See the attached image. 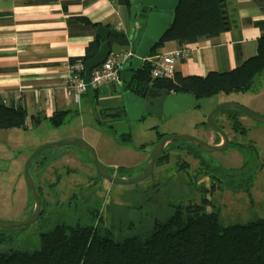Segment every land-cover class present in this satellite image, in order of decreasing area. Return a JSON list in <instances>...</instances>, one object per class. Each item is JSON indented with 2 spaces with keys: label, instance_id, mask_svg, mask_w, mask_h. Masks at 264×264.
Listing matches in <instances>:
<instances>
[{
  "label": "rangeland",
  "instance_id": "374dc122",
  "mask_svg": "<svg viewBox=\"0 0 264 264\" xmlns=\"http://www.w3.org/2000/svg\"><path fill=\"white\" fill-rule=\"evenodd\" d=\"M123 12L129 20L126 9ZM118 99L119 92H112L99 95L98 102H87L89 109L96 111V118L102 121L99 124L89 112L84 117L68 115L58 126L45 121L25 128L0 129V220L23 221L32 214L34 202L23 174L31 154L27 152L28 144H33L34 150L46 143L77 136L93 147L98 160L111 175L132 178L145 168L158 133L166 136L185 134L201 140L209 113L227 101L264 114V108L254 107L255 104L264 106V72L245 92L218 93L201 98L196 101L195 108L169 117L149 113H144L140 120L114 117L110 113L116 111ZM241 117L244 116L239 115ZM241 120L246 135L243 133L238 138L249 141L264 160V123H256L248 117ZM125 136H129L126 141ZM176 145L183 146L186 151L193 146L187 141L172 143V146ZM201 154L211 160L209 170H220L238 165L241 155L247 156L248 149L230 147L211 155ZM177 163L190 164L188 168L193 171L197 165L190 156L173 150L167 165L154 166L147 178L123 185L101 178L90 153L85 150L71 145L46 148L35 156L29 168L42 200L41 215L17 230L0 227V251L38 249L40 234L62 222L93 225L101 220L102 225L112 230L113 237L122 238L141 232L154 219H163L174 205L200 203L204 199L210 202L211 210L219 211L225 225L245 223L255 216L264 217V205L253 210L228 195L221 200L218 191L207 193L202 180L197 181L193 173L190 176L179 173ZM257 194L261 196L262 193Z\"/></svg>",
  "mask_w": 264,
  "mask_h": 264
},
{
  "label": "trees",
  "instance_id": "16d2710c",
  "mask_svg": "<svg viewBox=\"0 0 264 264\" xmlns=\"http://www.w3.org/2000/svg\"><path fill=\"white\" fill-rule=\"evenodd\" d=\"M114 1L129 15L130 0ZM256 24L263 31L257 53L241 65L229 71H211L205 76H182L175 72L173 78H154L150 64L144 62L133 74L134 86L185 92L195 101L218 93L249 90L264 72V21ZM231 26L226 0H179L173 21L148 55L157 54L166 42L174 41L181 47L213 38ZM108 39L110 44L116 37L109 34ZM99 46L100 40L95 38L80 59L84 62L90 59ZM233 110L240 126L239 115L244 114ZM68 113L69 110L55 111L49 118L50 124H63ZM110 115L126 117L123 106ZM25 119L26 110L20 104L0 100V129L25 128ZM162 135L158 133L157 138ZM128 138L123 137L124 141ZM182 165L179 170H183ZM209 205L206 199L174 205L163 219H154L141 232L122 238L113 237L112 230L102 225L101 220L93 225L62 222L40 234L38 249L0 251V264H264V217L225 225L219 211L211 210Z\"/></svg>",
  "mask_w": 264,
  "mask_h": 264
},
{
  "label": "crops",
  "instance_id": "0c3cea01",
  "mask_svg": "<svg viewBox=\"0 0 264 264\" xmlns=\"http://www.w3.org/2000/svg\"><path fill=\"white\" fill-rule=\"evenodd\" d=\"M123 9L114 0H0V100L20 104L26 110L25 127L49 121L59 110L80 117L91 112L99 124L96 111L89 109L87 102H98L99 95L112 92L120 94L115 109L122 107L121 85L88 89L76 102L67 95L64 81L69 64L84 56L90 42L99 39L93 24L130 28L129 15L128 20ZM226 9L231 28L213 38L187 44V54L176 62L175 72L205 76L211 71H229L256 55L263 33L256 23L264 21V0H226ZM178 47L169 41L157 54ZM110 48L111 52L129 50L117 40L110 43ZM47 91L53 97L44 104ZM254 107L264 108L261 104ZM28 146L27 152L31 153L33 144Z\"/></svg>",
  "mask_w": 264,
  "mask_h": 264
},
{
  "label": "water",
  "instance_id": "95a60500",
  "mask_svg": "<svg viewBox=\"0 0 264 264\" xmlns=\"http://www.w3.org/2000/svg\"><path fill=\"white\" fill-rule=\"evenodd\" d=\"M178 3L179 0H130V28L128 30L107 28L103 25H99L96 28V32L100 39V46L97 52L90 59L85 61L83 79L85 82H89L91 69L104 62L107 55L111 52L108 35H114L118 44L129 48L130 51V55L127 60L119 69V75L122 81V106L124 107L126 117L129 120H140L144 113H149L158 117H169L196 107L194 97L185 92L169 93L165 89H159L155 90L161 94L157 97L156 95H152L154 93V89H152L149 85L145 86L142 95H138V93H135V89H133L136 88L133 82V74L140 68L142 62L141 59L146 57L155 45L162 39L163 34L169 27V24L173 21L174 10L176 9ZM137 19L140 21H137ZM130 85L134 87L129 89ZM148 90L150 94L145 96ZM228 108H236L251 120L261 124L264 123V114L255 112L236 102H223L209 113L206 120V126L223 137L222 146L209 144L194 136L185 134L165 136L154 145L145 168L137 176L132 178L111 175L105 169L104 165L98 160L93 147L82 138L67 137L60 141L46 143L37 147L32 150L28 160L26 161L23 172L27 189L34 202L32 214L27 220L23 221L0 220V227L17 230L23 225H28L34 222L40 215L42 200L30 175L29 168L35 156L42 150L62 145H71L85 150L90 153L93 166L101 178L117 184H133L150 176L158 157L164 152L166 146L170 143L187 141L205 152L225 150L227 148V136L223 130L215 124L213 115L219 110Z\"/></svg>",
  "mask_w": 264,
  "mask_h": 264
},
{
  "label": "flooded vegetation",
  "instance_id": "af4514ba",
  "mask_svg": "<svg viewBox=\"0 0 264 264\" xmlns=\"http://www.w3.org/2000/svg\"><path fill=\"white\" fill-rule=\"evenodd\" d=\"M133 87L134 86L130 85L129 89H132ZM133 89H135L134 91L135 93H138V95H142L144 91L139 87ZM152 89H154V93L152 95H156L157 97L161 95L155 90L162 88H157L154 86ZM166 91L169 93L175 92L168 90ZM148 94H150L149 90L146 92L145 96ZM233 109L236 108L222 109L215 112L213 115V120L215 115L219 113L217 115L216 121L214 122L227 136V148L225 150L229 149L230 147L238 148L240 150L248 149L247 156L241 155L242 158L238 165L232 167H223L220 170H209L208 162L211 160L208 159L206 155L203 156L201 152L207 155H211L213 152H205L194 144H192V147H188L191 150L186 151L183 146H172V143H170L166 146L164 152L158 157L154 166L167 165L170 155L173 154V150L177 151L179 154H186L187 156H190L192 161L197 165L194 167L195 169L193 171L188 168L190 167V164L185 163L182 165L184 167L183 170H179L180 164L177 163L179 173L187 176H190V173H193V177H196L197 181L202 180L203 188L207 193L218 191L220 193L221 200L224 196L228 195L232 198L239 199V201L243 204H247L249 209L258 210L259 207L264 205V176H262V174H264V160L260 158V155H258L254 147L249 144V141L244 142L242 141L241 137L238 138V136L242 135L243 133L246 135V130L245 127H243L244 123L242 121L239 120L240 126L237 125L236 118L233 116ZM243 116L245 117V115ZM240 127L243 129H240ZM165 136L166 135L163 134L161 138ZM161 138H157L155 144ZM201 140L209 144H216L220 146L223 145V137L209 129L206 126V122L205 128L202 131ZM257 192H261V196H258Z\"/></svg>",
  "mask_w": 264,
  "mask_h": 264
},
{
  "label": "built area",
  "instance_id": "2783aa9c",
  "mask_svg": "<svg viewBox=\"0 0 264 264\" xmlns=\"http://www.w3.org/2000/svg\"><path fill=\"white\" fill-rule=\"evenodd\" d=\"M187 51V45H183L161 54L147 55L141 59V64L144 62L150 64V74L154 78H173L176 62L182 59ZM129 55V50L110 52L103 63L91 69L89 82L83 79L85 62L82 59L71 62L64 81L67 95L78 102L81 94L88 89H99L109 84L121 85L119 69ZM52 97V92L47 91L44 104H49Z\"/></svg>",
  "mask_w": 264,
  "mask_h": 264
}]
</instances>
